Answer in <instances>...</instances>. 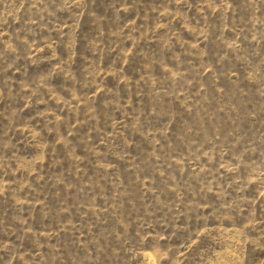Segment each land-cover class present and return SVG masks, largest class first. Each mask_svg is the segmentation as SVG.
<instances>
[{
	"label": "rangeland",
	"instance_id": "obj_1",
	"mask_svg": "<svg viewBox=\"0 0 264 264\" xmlns=\"http://www.w3.org/2000/svg\"><path fill=\"white\" fill-rule=\"evenodd\" d=\"M0 264H264V0H0Z\"/></svg>",
	"mask_w": 264,
	"mask_h": 264
}]
</instances>
